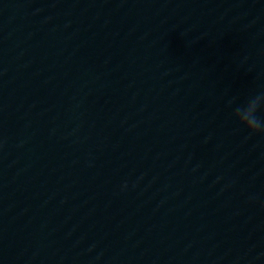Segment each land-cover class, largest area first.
Instances as JSON below:
<instances>
[{"label":"water","instance_id":"water-1","mask_svg":"<svg viewBox=\"0 0 264 264\" xmlns=\"http://www.w3.org/2000/svg\"><path fill=\"white\" fill-rule=\"evenodd\" d=\"M95 0H0V205L51 106Z\"/></svg>","mask_w":264,"mask_h":264},{"label":"clouds","instance_id":"clouds-1","mask_svg":"<svg viewBox=\"0 0 264 264\" xmlns=\"http://www.w3.org/2000/svg\"><path fill=\"white\" fill-rule=\"evenodd\" d=\"M233 114L251 133L264 134V92L249 96L234 108Z\"/></svg>","mask_w":264,"mask_h":264}]
</instances>
